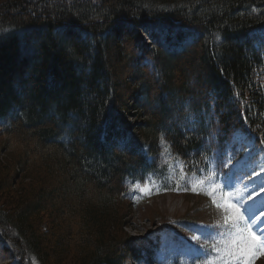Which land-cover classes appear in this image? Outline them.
I'll use <instances>...</instances> for the list:
<instances>
[{"label": "trees", "instance_id": "obj_1", "mask_svg": "<svg viewBox=\"0 0 264 264\" xmlns=\"http://www.w3.org/2000/svg\"><path fill=\"white\" fill-rule=\"evenodd\" d=\"M263 36L264 0H0V264H155L130 202L264 146Z\"/></svg>", "mask_w": 264, "mask_h": 264}, {"label": "rangeland", "instance_id": "obj_2", "mask_svg": "<svg viewBox=\"0 0 264 264\" xmlns=\"http://www.w3.org/2000/svg\"><path fill=\"white\" fill-rule=\"evenodd\" d=\"M142 36L147 42V34ZM129 120L134 124L138 122L137 118ZM238 140L244 156L233 166V163L226 161L225 166L233 168L220 177L217 192L216 184L209 182L208 185L197 183L187 192L174 190L158 193L155 190L148 192L144 188L136 193L129 205L124 231L130 236L154 238L155 264H204L203 260L219 254L233 256L230 264H242L245 258L250 264H264V254H258L259 244L254 249L258 255H238V229L232 227L231 223H224L226 212L223 205L233 203L240 209L239 214L244 217L243 223L249 226V230L264 239V216H261L264 213V191H261L264 187V146L254 149L253 142L245 134H240ZM213 199L222 207H216ZM253 217H259L256 223H252ZM213 232L232 233L231 237L224 235L223 242L218 239L219 251L212 249V242L205 239ZM194 236L197 239L194 240ZM213 264L228 263L218 256Z\"/></svg>", "mask_w": 264, "mask_h": 264}, {"label": "snow or ice", "instance_id": "obj_3", "mask_svg": "<svg viewBox=\"0 0 264 264\" xmlns=\"http://www.w3.org/2000/svg\"><path fill=\"white\" fill-rule=\"evenodd\" d=\"M68 39H71V37H68ZM231 162L230 160L228 161ZM220 166H225L224 161L221 160L219 162ZM194 190V189H193ZM143 191V189H142ZM261 191H264V187L261 188ZM237 192L239 194V189H237ZM240 198L243 199V196L240 195ZM212 203L216 205V207L220 208L222 207L221 204L217 203L215 199L212 200ZM225 208L226 215L224 216V223L225 224H232V227L238 229L236 235L239 237V243L237 245V252L240 257H250L258 254H264V239L258 238L256 235H254L250 230L249 226L245 225L243 223L244 217L241 216L240 209L236 207L233 203H227L223 205ZM261 216H264V213H261ZM259 217H253L252 223H256L258 221ZM224 235L232 236V233H224V234H218L213 232L208 237H205L206 240L211 241V247L212 249L219 251L217 241L219 239L220 242H223ZM193 239H197V237H193ZM235 243V241H233ZM257 244H259L260 252L257 254L254 252V249L256 248ZM242 264H250L249 260L247 258L243 259Z\"/></svg>", "mask_w": 264, "mask_h": 264}]
</instances>
